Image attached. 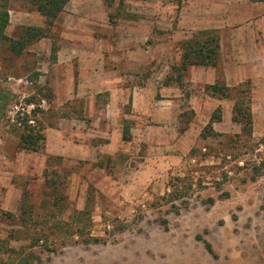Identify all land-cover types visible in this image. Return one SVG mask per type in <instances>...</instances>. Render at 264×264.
I'll return each mask as SVG.
<instances>
[{
    "label": "rangeland",
    "instance_id": "1",
    "mask_svg": "<svg viewBox=\"0 0 264 264\" xmlns=\"http://www.w3.org/2000/svg\"><path fill=\"white\" fill-rule=\"evenodd\" d=\"M263 6L252 0H76L49 37L21 56L0 42V86L15 98L0 122V239L18 229L13 221L27 194L35 214L63 222L88 206L91 221L83 219L88 228L81 240L100 239L79 243L61 227L47 241L55 252L35 264H264V169L254 172L264 166V61L229 64L244 77L238 84L251 89L252 137L240 142L233 100L191 82L192 67L181 87L165 85L175 76L170 68L179 63V44L204 30H178L180 18L182 29L198 27L205 10H226L238 38L244 23L253 28L264 21ZM83 7H99V14L90 17ZM8 8V37L44 27L29 0H8ZM89 19L95 27L74 25ZM223 65L215 68L216 81L225 83ZM31 97L39 110L30 119L45 135L37 153L18 147L15 127L17 112L33 110L25 104ZM215 110L221 115L212 125L216 136L204 132ZM125 123L130 141L122 140ZM46 170L70 172L67 198L56 207L59 189L45 187ZM172 186L188 192L173 201Z\"/></svg>",
    "mask_w": 264,
    "mask_h": 264
},
{
    "label": "trees",
    "instance_id": "2",
    "mask_svg": "<svg viewBox=\"0 0 264 264\" xmlns=\"http://www.w3.org/2000/svg\"><path fill=\"white\" fill-rule=\"evenodd\" d=\"M29 1L34 6L35 10L44 18V27L27 26L23 28L19 37L14 39L6 35V30L10 21L8 0H0V42L6 43L8 45V50L16 57L21 56L28 45L49 37L50 29L53 27L54 21L71 0ZM168 1L181 5L184 0ZM252 1L264 3V0ZM179 50V63L170 68V72L175 76H167L165 85H170L172 83L181 87L182 79L191 67L217 68L221 64L220 40L217 32L214 30L194 32L189 39L179 44ZM205 90L212 94H218L223 98L231 97L233 100L232 121L240 127V134L236 135L235 139L237 142H240L243 137L245 139H250L253 130V116L251 111V89L249 83H240L230 88L224 82L217 80L214 84L205 86ZM14 99L13 94L0 86V122L6 117V107ZM25 104L27 106H33L34 108L29 112H27L26 109H22V112L19 111L16 113L15 127H20L18 147L23 150L37 153L43 148L45 141L44 129L37 120H31L30 118L31 115L36 114V111L39 110V104L34 102L33 97L26 100ZM220 120V110H215L211 114L207 126L204 128V132L216 136L217 134H213L212 125ZM122 140H131V135L126 123L122 130ZM243 146H245V144H243ZM263 169L264 166L261 163L260 166L254 167V172L260 174ZM44 175L46 177V188L54 190L59 189L54 192L55 196L52 206L56 207L57 204L64 203L67 198L64 194V190L66 189V183L70 172L65 171L62 175L55 172V175L51 176L52 174H48L46 170ZM187 192V189L181 188V190H179L177 187L172 186V190L168 194V197L174 201L180 197H184ZM27 197V194L23 196L22 203L19 207V216L16 221H13L14 225L18 226V229L12 231L7 239H0V264H35L39 262L42 259L43 253L55 252L54 249L50 250L49 247L51 246L47 241H49L51 236L58 235L57 232H60L59 229L61 227H63L62 231L68 234L70 233L72 236H78V238H80V240H78L79 243H100L99 238H93L90 235L81 240L82 235L88 228V226L83 223V219L86 218L88 225L91 221L90 213L87 209L88 206L86 209L76 212V214L70 218V222H63L59 219H54L55 216L51 214H44L42 216L35 214L34 207L27 201ZM208 203L213 204L214 200L208 198ZM5 216L8 219H13L15 217L12 214H5ZM51 219H53V221L48 225L47 223ZM10 223L12 224V222ZM12 243L20 244L14 247L11 245ZM206 248L212 253L208 244H206Z\"/></svg>",
    "mask_w": 264,
    "mask_h": 264
},
{
    "label": "crops",
    "instance_id": "3",
    "mask_svg": "<svg viewBox=\"0 0 264 264\" xmlns=\"http://www.w3.org/2000/svg\"><path fill=\"white\" fill-rule=\"evenodd\" d=\"M76 0H71L64 8L63 12L67 9V6ZM207 1H224V0H207ZM258 3V2H257ZM261 5L264 3L259 2ZM264 7V6H263ZM77 10V9H76ZM80 10L85 12L86 14H90V17L97 16L95 14H99V7H83ZM261 13L259 12L261 18L264 20V8H259ZM62 12V13H63ZM61 13V14H62ZM228 13L226 10H219V11H212V10H205V14L203 15V24L200 26H195L194 24H190L188 28H183L182 18L180 21L176 23L178 30H189V31H196L197 29H204V30H216L220 34V57L221 61L224 64L222 68V77L227 85L238 84L240 81L244 79L241 72L235 68L231 69L230 63L237 64V63H260L264 61V33L257 34L258 31H264V21L260 22L259 24L254 25L251 27V23H244L240 28V36L236 38L235 32L229 29L228 23ZM234 14V12H233ZM181 15V14H180ZM181 17V16H180ZM198 19V18H197ZM78 20L74 21V25L77 27L81 26L84 27L86 25H90L91 27L96 24V21L93 19H89L87 23L77 22ZM235 29V30H237ZM248 29V30H247ZM244 30V31H243ZM129 59L127 55L125 56V60ZM189 73L192 75L190 81L193 83H202L203 85H212L216 82V78H218V74L215 68H202V67H192L189 70ZM174 90L177 91L178 97L181 94V91L176 88L172 87ZM137 94H133L132 101L133 107L138 105L139 100L137 99ZM176 95V94H175ZM205 99L210 100V97L205 94ZM212 100V99H211ZM213 101V100H212Z\"/></svg>",
    "mask_w": 264,
    "mask_h": 264
}]
</instances>
